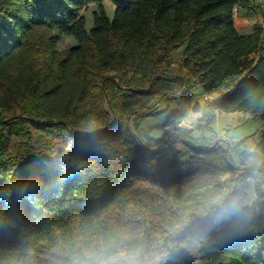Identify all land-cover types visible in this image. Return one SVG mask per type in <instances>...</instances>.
Instances as JSON below:
<instances>
[{"label":"trees","instance_id":"16d2710c","mask_svg":"<svg viewBox=\"0 0 264 264\" xmlns=\"http://www.w3.org/2000/svg\"><path fill=\"white\" fill-rule=\"evenodd\" d=\"M103 1L0 0V264H264V190L249 204L229 144L164 166L131 126L198 85L211 115L264 126V30L234 21L251 1L110 0L113 18ZM53 30L77 43L59 50ZM246 142L264 174V134Z\"/></svg>","mask_w":264,"mask_h":264},{"label":"rangeland","instance_id":"374dc122","mask_svg":"<svg viewBox=\"0 0 264 264\" xmlns=\"http://www.w3.org/2000/svg\"><path fill=\"white\" fill-rule=\"evenodd\" d=\"M102 5L108 16L113 18L115 5L110 0H104ZM98 9L99 4L90 3L81 11L86 19L88 30L94 25V13ZM49 33L58 35L57 48L59 50H65L77 43L73 36L59 34L56 30ZM184 49L185 46H182L174 51L173 71L177 68ZM126 76L134 75L129 73ZM215 97V94H207L200 85L194 88L187 99L171 95L166 101L160 102L161 98L157 97L147 107H157L155 111L158 113L136 119L133 116L131 126L143 135L145 141L152 147L159 149L165 147L159 156V162L164 166L179 165L188 161L193 155L190 146L208 148L215 144L223 147L229 144L231 162L241 169L250 166L248 170L242 172L250 173L247 182L251 186L248 189L249 204H251L258 198V189L264 190V174L252 166L254 157L241 159L235 150V144L246 138V145L254 151L264 134L263 122L259 116L248 111L216 110L214 115H211L209 104ZM144 109L146 108H139V111H144ZM230 175H224L221 179H227ZM234 184L241 187L243 182L238 180L234 181Z\"/></svg>","mask_w":264,"mask_h":264},{"label":"crops","instance_id":"0c3cea01","mask_svg":"<svg viewBox=\"0 0 264 264\" xmlns=\"http://www.w3.org/2000/svg\"><path fill=\"white\" fill-rule=\"evenodd\" d=\"M263 16V8L259 3L250 2L248 7L237 6L234 11V21L240 34L253 32L255 24H259Z\"/></svg>","mask_w":264,"mask_h":264},{"label":"built area","instance_id":"2783aa9c","mask_svg":"<svg viewBox=\"0 0 264 264\" xmlns=\"http://www.w3.org/2000/svg\"><path fill=\"white\" fill-rule=\"evenodd\" d=\"M250 1L259 3L262 6V8H263V16H262V18L260 20L259 25L264 30V0H250Z\"/></svg>","mask_w":264,"mask_h":264}]
</instances>
